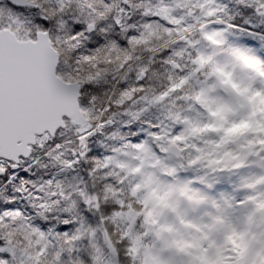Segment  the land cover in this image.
<instances>
[{
	"label": "snow or ice",
	"instance_id": "obj_1",
	"mask_svg": "<svg viewBox=\"0 0 264 264\" xmlns=\"http://www.w3.org/2000/svg\"><path fill=\"white\" fill-rule=\"evenodd\" d=\"M192 3L0 0V264H171L162 256L168 248L186 256L185 264H257L232 237L231 247L207 235V247L173 240L154 251L144 244L149 234L162 240L174 231L158 219L170 192L152 187L144 169L179 156L171 142L187 134L192 122L170 111L169 127L146 113L175 103L185 83L201 71L199 40L188 35L195 25L173 16L176 8ZM237 3L264 16V0ZM193 6L207 7L206 19L193 18L201 39L213 45H225L226 31L239 28L228 24L225 30H211L212 24L226 23L227 5L221 0H196ZM187 15L192 16L191 9ZM161 29L169 39L156 43ZM234 54L245 61L251 81L264 85V65ZM181 57L190 60V72ZM157 65L176 74L160 90L152 83ZM110 78L114 83L105 91ZM202 95L184 99L203 106ZM73 100L75 106L65 111L61 101ZM119 127L127 131L110 133ZM137 127L147 130L146 139ZM245 156L264 161V148ZM244 163L238 159L231 167ZM198 164L212 171L229 168L219 160L188 161L190 167ZM164 171L171 175L176 168L165 166ZM141 222L146 230L138 233Z\"/></svg>",
	"mask_w": 264,
	"mask_h": 264
},
{
	"label": "rangeland",
	"instance_id": "obj_2",
	"mask_svg": "<svg viewBox=\"0 0 264 264\" xmlns=\"http://www.w3.org/2000/svg\"><path fill=\"white\" fill-rule=\"evenodd\" d=\"M193 1L196 3V0ZM199 1L203 2V0ZM169 2L172 3L173 0H169ZM189 7L194 13H192L194 16L190 17L191 22L183 14L179 15L176 9L173 16L184 17L185 23L189 25L193 24V17L204 18L203 13L202 15L195 13L194 6ZM203 11H207V7ZM225 21V24H234L227 19ZM195 23L197 24V21ZM210 27H215V24L210 25ZM236 30L264 36V33L260 31L240 25ZM162 34H164L163 37H161ZM168 38V34L164 33L163 29H161L155 42L162 43L165 41L164 39ZM194 39L199 40L197 48L200 52L204 54L206 50L204 61L211 65V75H206L205 85L201 87V91L197 89L195 92H192V96L197 93H203L201 98L205 103L203 106L198 103L200 105L199 108L196 104L193 106L194 111L192 113L191 110L192 127L190 131L184 137L176 136L172 141V143H177L184 149V158L178 161L170 156L165 157L163 165L152 163L151 166L144 169L152 177V187H159L161 193L164 191L170 192L166 202L158 208V212L160 213L158 217L159 223L173 227L174 231L172 233H164L170 237V240L167 241L169 243L173 240H184L193 243L202 242L204 247H207V241L203 240V237L207 235L217 245L231 247L229 237H232L239 245L246 247L249 258L256 260L257 264H259V261L264 258V208L259 207V205L264 204V184L258 183L260 179L255 174V170L251 171L250 168L245 170L244 164L240 167H231L230 160L235 161L241 155L245 156L249 148H254L253 145H256L257 142L258 144H264V92L261 91L264 85L258 81H251L252 74L249 68L242 58L234 54L235 50L231 52V50H226L224 45H213L209 41L201 39V37ZM239 53L264 65L262 64L263 62L260 63L255 59L253 52L250 50L244 49L239 51ZM190 64V60H184L182 65L185 72L192 70ZM205 68V66L201 67V71L194 77H199ZM159 72L161 82L166 83L169 79V71ZM217 72L220 75H217ZM170 75L172 79L176 76L174 73ZM113 81L110 78L107 87ZM129 81H131V78ZM214 84H218V86L213 87ZM102 102V99H98V108ZM189 115L191 116L190 113ZM68 135L74 136L75 133L69 132ZM144 135L147 137L146 134ZM242 136L247 140V143L243 142L244 152H240V148L227 152L226 146L231 147ZM153 155L155 154L153 153ZM197 157L205 163L217 160L226 162L229 168L212 171L204 167L203 164H198L195 167L188 166L189 159ZM257 161L259 160H255V162ZM148 162V160L144 161V163ZM259 162V166L262 169L259 166L256 169L264 172V164L261 161ZM165 166L176 168V172L171 175L166 174L164 171ZM235 169H238L237 173L234 172ZM180 170L189 171L191 176L205 173L203 178H208L212 174L211 172L213 174L223 172V174H226L227 179H230L232 182L236 180V176L240 175V182L239 180L235 181L240 188L236 190V187L232 186L237 191L238 196H233L225 189L224 193L228 194L227 199L221 197L223 193L199 199L202 194L196 188L194 189L193 185L195 183L192 181L191 176L188 174L180 180L178 177ZM136 171L139 172L141 169L137 168ZM171 176L178 181L176 185L169 184ZM139 179L140 177H137V180ZM239 191H242L243 194H239ZM246 201L248 204L245 203ZM173 208H175V211L172 210ZM217 218L223 220V223H217ZM189 224L196 227H189ZM140 228V233L146 230L145 228ZM197 228L200 231H197ZM240 234H243L242 240L240 239ZM150 240L153 241L151 245ZM159 243L157 238L152 234H149L144 239V244L152 248L159 245L157 249L160 251L165 248V245H160ZM162 256L164 259L171 261V264H185V261L188 259L183 254L178 253L175 248L164 250Z\"/></svg>",
	"mask_w": 264,
	"mask_h": 264
},
{
	"label": "trees",
	"instance_id": "obj_3",
	"mask_svg": "<svg viewBox=\"0 0 264 264\" xmlns=\"http://www.w3.org/2000/svg\"><path fill=\"white\" fill-rule=\"evenodd\" d=\"M168 2H169V0H168ZM199 2L203 3L201 1H199ZM221 2L224 3L225 5H227V16L223 17V19H227V20L231 21V23L238 24L242 27H246V28L256 30V31H260V32L264 33V16L259 15L253 9H246L245 7L239 5L237 3V0H221ZM194 3L195 2L193 1V3L189 4L188 7H186V8L185 7L176 8V11L179 12V15L183 14L184 17L189 19V22H191V20H190L191 16L187 15V13L190 10L189 6H193ZM194 11H195V13H200L201 15L203 13V11L199 7H195ZM192 16H194V15H192ZM204 19H206V18L204 17L203 19H201V21H203ZM195 22H196V20L192 19V23H193L192 25H195V27H196L199 24L198 23L196 24ZM185 25H189V24L185 23ZM215 27H212V28L210 27V28H211V30H213V29H220V30L227 29V26H225V25L215 24ZM227 31H229V36L231 38H234V39L236 38L237 40H240L241 38H245V37H246V39H251L255 42L257 40L256 35L246 33L243 30L241 31V30H236V29H228ZM198 34H199V31L196 30V31H191L188 35L192 39H194V38L200 37V35H198ZM163 36H164V34H162L161 37H163ZM168 39H164V40H168ZM262 40L264 42V39H262ZM233 45H234V43L229 42V43H226L224 47L226 48V50H231L234 48ZM189 51H191V50L189 49ZM200 53L202 54L201 59L203 60V64L201 65V67L205 66L206 68L200 73L199 77H192L189 82L185 83V85L182 87V89L180 91V97L181 98L176 99L175 103L169 102L167 104H161V105L154 106L151 109H149V111H148V113H146V115L152 116L155 119L163 121L164 124L168 125L169 127L173 126L172 123L167 119L170 111L171 112H179V113H181L182 117L187 118L192 122V113L194 111L193 106H195L196 103H193L191 99L185 100L184 97H189V98L193 97L192 92H195L197 89H201V87H203L205 85L204 81H205L206 75L210 74V72H211L210 71L211 65L208 62L206 63L204 61V54L202 52H200ZM193 55H195V52H193ZM181 59L186 60L187 58L181 57ZM190 68H192L191 64H190ZM155 71H156V75L154 76L155 78H153V82L157 81V83H153V86L157 90H160L163 86H166L169 83V79L166 81V83L161 82L159 71L167 72L168 70L164 65H157ZM158 74H159V78H158ZM169 78H170V73H169ZM175 78H176V76H174V79ZM113 83H114V81H113ZM112 84H110L109 87L106 86L105 91H109ZM101 99L104 100L105 97H101L100 100ZM97 103H98V101H97ZM134 110H136V109H134ZM191 110H192V113H191ZM189 113L191 114V116L189 115ZM180 128H181V126H177L175 130L178 132V130H180ZM126 131H127L126 128L119 127V128L111 129L110 133L111 132H118L120 135H123V133H125ZM137 131L141 134H143V132H147L146 129H141L139 127H137ZM117 139H119V137H117ZM106 143L115 144L116 141H106ZM49 166L51 167V164H49ZM53 171H55V169H53ZM72 175H74V173ZM59 179L65 180V182H66V177H64V176L59 177ZM215 179L218 180V177H216ZM138 190H139V188H138ZM145 193H146V191H145ZM137 203H139V202H137ZM140 224L143 225L142 222L138 223L137 228H136V231L138 233H140V230H141ZM93 226H95V224H93ZM97 239H99V234L97 236ZM153 250H154V248H153Z\"/></svg>",
	"mask_w": 264,
	"mask_h": 264
},
{
	"label": "water",
	"instance_id": "obj_4",
	"mask_svg": "<svg viewBox=\"0 0 264 264\" xmlns=\"http://www.w3.org/2000/svg\"><path fill=\"white\" fill-rule=\"evenodd\" d=\"M70 84H71V83H69V85H70ZM61 103L65 105V107H64V110H65V111H67V110H69V109H72V108L75 106V101H74V100L71 101V102H68V101L63 102V101H61ZM67 103H70V105H68ZM172 148H173V151H179L180 155H179V156H176V155H175V156H176L177 158H180L181 155H182L181 150H180L179 148H177L176 146H173Z\"/></svg>",
	"mask_w": 264,
	"mask_h": 264
},
{
	"label": "bare ground",
	"instance_id": "obj_5",
	"mask_svg": "<svg viewBox=\"0 0 264 264\" xmlns=\"http://www.w3.org/2000/svg\"><path fill=\"white\" fill-rule=\"evenodd\" d=\"M72 83V82H71ZM63 102H66V101H63ZM68 105H70V103H67Z\"/></svg>",
	"mask_w": 264,
	"mask_h": 264
},
{
	"label": "flooded vegetation",
	"instance_id": "obj_6",
	"mask_svg": "<svg viewBox=\"0 0 264 264\" xmlns=\"http://www.w3.org/2000/svg\"><path fill=\"white\" fill-rule=\"evenodd\" d=\"M70 82V81H69Z\"/></svg>",
	"mask_w": 264,
	"mask_h": 264
}]
</instances>
